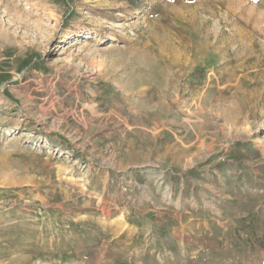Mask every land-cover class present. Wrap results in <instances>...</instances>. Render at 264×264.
I'll return each instance as SVG.
<instances>
[{"label":"rangeland","instance_id":"374dc122","mask_svg":"<svg viewBox=\"0 0 264 264\" xmlns=\"http://www.w3.org/2000/svg\"><path fill=\"white\" fill-rule=\"evenodd\" d=\"M0 264H264V0H0Z\"/></svg>","mask_w":264,"mask_h":264},{"label":"trees","instance_id":"16d2710c","mask_svg":"<svg viewBox=\"0 0 264 264\" xmlns=\"http://www.w3.org/2000/svg\"><path fill=\"white\" fill-rule=\"evenodd\" d=\"M234 155H235V157H239L240 156V151H236ZM218 166H220V165H218ZM191 172L193 173L194 171H191Z\"/></svg>","mask_w":264,"mask_h":264},{"label":"bare ground","instance_id":"6f19581e","mask_svg":"<svg viewBox=\"0 0 264 264\" xmlns=\"http://www.w3.org/2000/svg\"><path fill=\"white\" fill-rule=\"evenodd\" d=\"M78 43H81V42H78ZM83 43H85V42H83ZM73 45H75V42L74 43H71V46H73Z\"/></svg>","mask_w":264,"mask_h":264}]
</instances>
